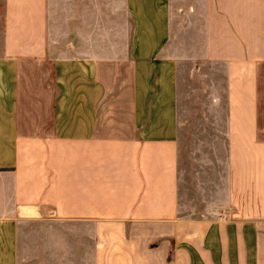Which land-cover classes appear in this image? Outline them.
Here are the masks:
<instances>
[{"label":"crops","instance_id":"obj_1","mask_svg":"<svg viewBox=\"0 0 264 264\" xmlns=\"http://www.w3.org/2000/svg\"><path fill=\"white\" fill-rule=\"evenodd\" d=\"M114 1L110 33L106 0H2L0 264L27 221L80 225L91 264H264V0H205L226 74L213 217L180 209L170 0Z\"/></svg>","mask_w":264,"mask_h":264},{"label":"rangeland","instance_id":"obj_2","mask_svg":"<svg viewBox=\"0 0 264 264\" xmlns=\"http://www.w3.org/2000/svg\"><path fill=\"white\" fill-rule=\"evenodd\" d=\"M120 5L105 2L110 33ZM170 6L171 33L161 54L175 63L180 209L213 217L226 200L225 66L205 54V0H170ZM1 18L2 0L0 26ZM90 244L80 225L27 221L20 229L19 264H91Z\"/></svg>","mask_w":264,"mask_h":264}]
</instances>
